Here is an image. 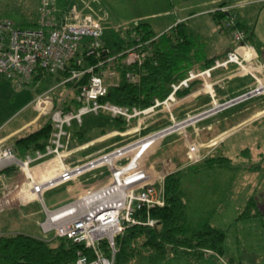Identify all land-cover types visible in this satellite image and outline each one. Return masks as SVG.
Masks as SVG:
<instances>
[{
	"label": "rangeland",
	"instance_id": "obj_1",
	"mask_svg": "<svg viewBox=\"0 0 264 264\" xmlns=\"http://www.w3.org/2000/svg\"><path fill=\"white\" fill-rule=\"evenodd\" d=\"M96 1V6L107 17L103 43L108 48L110 47L107 43H112L113 50L118 48L116 43L121 44L127 41L128 30L142 23H148L158 36L165 33L170 36L174 34L172 28L175 25L186 22L198 41L196 46L198 53L207 58L223 60L228 51L233 50L237 45L232 33L225 31L223 25L209 13L221 3V0ZM253 1L237 0L244 5L240 12L246 14L248 23L252 22L257 7L262 4L260 0ZM39 7L40 0H0V20H11L20 28H29L28 24H34L38 20ZM183 18L185 19L182 20ZM238 73L239 70L234 65L229 71L222 69L214 73L215 81L226 80L223 86L215 85L217 101L220 104L249 94L257 87L254 77ZM234 74L236 76L231 78L230 76ZM59 77L61 73L23 87H20L16 81L0 77V129L8 124L4 130L0 131V136L11 135L10 145L14 146L17 138L26 136L32 131V125L29 127L27 124L36 117L32 109V101L45 91L60 86ZM80 86L57 88L54 97L55 106L76 109L74 100ZM202 87V84H195L194 89L192 88L195 95L174 105L173 113L177 120L182 121L196 116L214 106L213 98L204 90H200ZM169 120V113L163 108L158 109L156 114L147 118L141 135L145 136L151 131L155 132L169 125ZM137 126V120L132 124L119 125L110 123L106 115H85L82 125L74 122L72 127L67 128L70 138L67 139L68 141L65 140L68 152L66 164L74 167L76 165L70 161L94 154L92 158L77 164L81 165L101 154L136 141L140 137V133L136 130ZM191 144H197L200 147L197 157L190 152ZM132 156L133 154H129L115 164L125 165ZM220 157L230 158L234 166L232 168L216 165L215 167L201 166L206 159ZM196 158H199V161H195ZM163 160H166L170 166L167 168L170 169V173L166 177L174 172H185L200 166L199 172H187L182 180L183 198L187 204L185 218L187 236L193 238L194 234L208 222L224 227L228 233L226 245L229 253H226L224 257L215 255L197 261L182 256L159 255L142 249L132 264H231L230 260H233L235 264H264L262 250L264 249V214L262 213L264 209V93L165 137L148 151L143 161L152 168ZM173 164L177 166L175 170L171 168ZM56 165L57 162L54 163V166ZM258 166L260 169L255 171V167ZM32 172L37 182L41 183L49 179L46 178L47 175L43 177L41 169L38 170L35 166ZM158 172L162 175V170ZM167 172L169 171L166 170L163 174ZM111 177V168L103 165L70 182L45 191L43 201L33 192V186L27 182L22 170H14L11 175L6 174L3 180L0 177V234L23 233L49 241L53 240L55 234L46 235L41 228V224L46 219L43 202L50 209H56L74 201L86 190L106 186L111 182ZM13 187H19L21 190L15 188V191ZM27 187H32V196L24 192L20 195L19 192L27 191ZM252 200L257 203L260 215L242 217ZM233 205L240 209L238 215L234 214L233 210L236 208ZM222 208L227 215L220 220ZM255 250H261L263 253H256ZM0 264L7 263L0 260Z\"/></svg>",
	"mask_w": 264,
	"mask_h": 264
},
{
	"label": "built area",
	"instance_id": "obj_2",
	"mask_svg": "<svg viewBox=\"0 0 264 264\" xmlns=\"http://www.w3.org/2000/svg\"><path fill=\"white\" fill-rule=\"evenodd\" d=\"M96 3V0H67L63 4H60V0H40L36 28H20L11 20H0V77L16 81L23 87L36 82L39 75L69 73V77L60 83V86L39 95L34 102L40 119L46 120V123L50 121L54 127L51 142L44 150L19 158L15 147L10 145L8 140L0 139L2 180L6 178L5 170H22L27 182L33 186V192L43 201L44 192L51 188L70 182L103 165L111 168V182L106 186L86 190L74 201L56 209H50L43 202L46 219L41 228L44 234L53 233L55 238L84 244L93 251V259L80 253L79 258L70 264H114L117 238L123 235L127 228L136 225L158 227V222L150 217V211L167 205L165 177L170 173V169H159L157 166L151 168L144 163V157L151 148L176 131L184 130L211 115L264 93V62L258 49L246 41L247 33L240 27L239 10L244 5L227 3L212 12L224 16L225 27L237 43L223 60H216L211 68L202 71L190 70L185 79L172 84V92L165 100L156 99L147 109H131L111 102H102L101 99L108 95L109 88L119 85L121 74L115 69H103L99 72L97 69L118 57H123V64L133 68L126 73L127 80L138 85L143 74L137 69L145 65L150 55L148 48L153 41H143L134 33V44L120 54L112 56L111 49L103 43L107 17L100 15ZM83 53L86 57L94 58L96 64L85 69L71 68L75 61L79 67L84 65L81 56ZM233 65L239 70V75L254 77L257 87L249 94L220 104L217 101L215 85L223 86L226 80L215 81L214 73L222 69L229 71ZM86 75L90 76V80L79 87L76 95L79 108L65 110L61 106H55L57 88L66 86L69 82L80 81ZM234 76L236 75L230 77ZM195 84H202L200 90H204L213 98L214 106L201 114L179 121L174 116L173 107L184 99H180L178 94L194 88ZM160 108L169 113V125L142 136L141 130L147 123V118L156 114ZM87 114L123 118L128 124L137 120L136 130L140 137L134 142L72 167L66 164L68 152L65 140L70 138L67 128L72 127L74 122L82 125L83 117ZM190 152L197 157L200 147L191 144ZM129 154L133 156L125 165L115 164ZM48 159L57 162L59 174L44 182H37L32 172L34 166ZM195 161H199V158ZM160 170L162 175L158 172ZM166 170L169 172L163 174ZM139 211L148 212L146 222L137 216ZM105 243L112 250V259L105 256Z\"/></svg>",
	"mask_w": 264,
	"mask_h": 264
},
{
	"label": "trees",
	"instance_id": "obj_3",
	"mask_svg": "<svg viewBox=\"0 0 264 264\" xmlns=\"http://www.w3.org/2000/svg\"><path fill=\"white\" fill-rule=\"evenodd\" d=\"M64 2V0H60V4ZM214 17L223 25L225 31H229L225 27L224 16L214 14ZM28 25L29 28L37 27L36 23ZM240 27L247 33L246 41L253 44L261 52L262 47L253 28L243 21L240 22ZM172 31H174L173 35L167 36L165 33L158 36L148 23H142L126 32V42L114 43L118 48L111 50L112 56L120 54L134 44V33H137L143 41H153L148 48L150 55L145 65L137 69L143 74L140 84H133L127 80L126 73L133 68L123 64V57H118L97 69L98 72L103 69H115L121 74L119 85L110 87L108 95L101 101L131 109H147L154 104L156 99L165 100L172 92V84L185 79L190 70L202 71L211 68L218 60V58L208 59L203 54L198 53L196 47L198 41L186 22L178 23L172 28ZM81 56L84 59V65L79 67L75 61L71 68L85 69L96 64L94 58L86 57L84 53ZM52 76L54 75H39L36 82ZM68 77V72L62 73L61 77L58 78V83H62ZM89 80L90 76L86 75L80 81L69 82L66 86L78 87L88 83ZM191 93L192 89H186L179 93V97H186ZM74 102L76 109L79 108L76 99ZM65 110H70V108L66 106ZM107 117H109L110 123L119 125L127 123L123 118ZM53 132V124L49 121L38 131L17 138L14 146L18 157L25 158L30 153L44 150L51 142ZM231 164L230 158L220 157L206 159L201 166H229ZM199 169L200 166H196L185 172H174L166 177L165 197L167 205L164 208H155L150 211V217L158 222V227L136 225L127 228L125 233L117 238V253L114 264H132L142 249L159 255L189 257L197 261L215 255L220 257L226 255L228 233L223 228L207 223L194 234L193 238L187 236L185 228L187 204L183 198L182 180L187 172H199ZM14 170L7 169L4 173L11 175ZM260 213L257 203L252 200L242 217L248 218L260 215ZM137 216L146 222L148 212L139 211ZM103 249L105 256L112 259L113 253L107 243L103 245ZM80 253L89 256L90 259L94 258L91 249L69 239L54 238L49 241L23 233L0 234V260L7 264H70L79 258ZM230 263L235 264L233 260H230Z\"/></svg>",
	"mask_w": 264,
	"mask_h": 264
},
{
	"label": "crops",
	"instance_id": "obj_4",
	"mask_svg": "<svg viewBox=\"0 0 264 264\" xmlns=\"http://www.w3.org/2000/svg\"><path fill=\"white\" fill-rule=\"evenodd\" d=\"M65 1V0H64ZM67 1V0H66ZM255 1V0H254ZM253 1V2H254ZM261 1V0H260ZM264 1V0H263ZM231 2H233V3H240V2H237V0H234V1H229V0H221V3L220 4H218L217 6H216V8H214V9H212V12H213V10H215V9H217L220 5H222V4H224V3H231ZM244 2H250V1H244ZM262 4L260 5V6H258L257 7V11L255 12V15H254V17H253V19H252V22L251 23H248L247 22V20H246V14L244 15L243 14V12L241 13L240 12V10H239V14H240V17H241V21H243V22H245V23H247L248 25H250L252 28H253V31L255 32V35H256V37H257V39L259 40V42H260V44H261V47H262V51L260 52L259 51V53H260V56L262 57V61L264 62V2H261ZM241 4V3H240ZM97 9L99 10V13H100V15H103V16H106L103 12H102V10L99 8V7H97ZM212 12H209V13H211V14H213ZM214 15V14H213ZM185 18H183L182 20H184ZM181 20V21H182ZM180 23V22H179ZM107 24V23H106ZM176 26V25H175ZM174 26V27H175ZM170 27H172V25L170 26ZM169 27V28H170ZM107 45L111 48V50H113L112 49V43H107ZM229 52V51H228ZM208 59H212V58H208ZM35 83V82H34ZM194 87H195V85H194ZM194 89V88H193ZM192 89V90H193ZM45 92H47V91H45ZM44 92V93H45ZM70 93V92H69ZM43 94V93H42ZM193 95H195L194 94V92H192L191 94H189L188 95V97L187 98H183L184 100H186V99H189L190 97H192ZM37 99V97L32 101V109H33V111H34V113L36 114L35 116V119H33L30 123H27L28 125L29 124H32V131H30V133H33V132H36V131H38L39 129H41L45 124H46V120H44V119H40V116H39V114H38V112L36 111V109L34 108V102H35V100ZM59 99V98H58ZM62 100H63V98H61ZM26 124V125H27ZM8 125V124H7ZM7 125H5L4 127H3V129H1V131L2 130H4L6 127H7ZM25 125V126H26ZM36 127V128H35ZM162 127V126H161ZM35 128V129H34ZM160 128V127H159ZM158 129V128H157ZM156 130V129H155ZM152 132H154V131H151L150 133H152ZM149 133V134H150ZM148 135V134H147ZM11 136V135H10ZM10 136H0V139H2V140H8V143L12 140V138L10 137ZM20 137H22V136H20ZM94 156V154H90V155H85V156H81V157H79V158H75V160H72V161H70V163H73L74 165H77V164H79V162H83V161H86V160H88V159H90V158H92ZM54 163H55V161L54 160H52V159H48V160H46V161H43V162H41V163H39L38 165H36L35 166V168H37L38 170L39 169H41V172H42V174H43V177L45 176V175H47L46 176V178H52V177H54V176H57L58 174H59V171H58V169L56 168V166H54ZM72 164V165H73ZM149 165V164H148ZM154 166H157L159 169H163V167L165 166L166 168H169L170 166L168 165V163L166 162V160H163V161H161V162H159V163H157L156 165H154ZM225 167H226V165H224ZM224 166H217V167H224ZM230 166H231V168L234 166L233 164H231V165H229V166H227V168H230ZM176 167L177 166H175L174 164H173V166H171V168H174V170L176 169ZM215 167V166H214ZM256 168V170L255 171H257V170H259L260 169V167L258 166V167H255ZM179 169H180V167H179ZM203 169H205V168H203ZM254 169V168H253ZM202 171V170H201ZM206 171V170H205ZM245 173V172H244ZM39 176L41 175V174H38ZM234 185H236V183L234 182ZM16 188V187H15ZM14 187H13V189L16 191V189H18L19 187H17L16 189H15ZM233 188H235V186L233 187ZM20 189V188H19ZM27 189V191H22V192H19L20 193V195L24 192L25 194H29V195H31L32 196V187H30V188H26ZM21 190V189H20ZM13 192V191H12ZM27 192V193H26ZM29 192V193H28ZM248 194H250V191H248ZM20 195H19V197H20ZM24 196V195H23ZM22 196V197H23ZM3 201V200H2ZM234 206V205H233ZM235 207V206H234ZM236 208V207H235ZM234 211V214L236 213L237 215L240 213V209H235V210H233ZM220 212L222 213L221 214V219L220 220H223V218L227 215V212L222 208L221 210H220ZM263 214H264V209H263V212H262ZM208 223H210V222H208ZM210 224H212V223H210ZM213 226H216V227H219V228H222V227H220L219 225H215V224H212ZM223 229H224V227H223ZM226 230V229H225ZM238 244H239V246H241V243L239 242V240H238ZM238 246V247H239ZM240 248V247H239ZM263 248H264V245H263ZM263 251H264V249H262ZM238 252H240V251H238ZM254 252H256V253H263L261 250H255ZM226 253H229V250H228V247H227V245H226ZM185 258H189V257H185ZM232 259H235L234 257H232ZM260 259H262V256H260ZM196 260V259H195ZM222 261L225 263V261L222 259Z\"/></svg>",
	"mask_w": 264,
	"mask_h": 264
},
{
	"label": "bare ground",
	"instance_id": "obj_5",
	"mask_svg": "<svg viewBox=\"0 0 264 264\" xmlns=\"http://www.w3.org/2000/svg\"><path fill=\"white\" fill-rule=\"evenodd\" d=\"M240 96V95H239Z\"/></svg>",
	"mask_w": 264,
	"mask_h": 264
}]
</instances>
